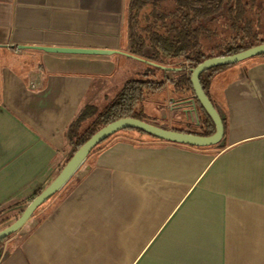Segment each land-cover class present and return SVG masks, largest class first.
I'll use <instances>...</instances> for the list:
<instances>
[{"label": "crops", "instance_id": "crops-1", "mask_svg": "<svg viewBox=\"0 0 264 264\" xmlns=\"http://www.w3.org/2000/svg\"><path fill=\"white\" fill-rule=\"evenodd\" d=\"M136 7L0 0V231L58 176L79 112L100 108L147 70L122 55L19 47L134 49L141 57L130 45ZM206 94L224 115L223 147H137L120 138L0 243V264H264V56L211 74ZM175 100L179 126L164 128L195 126Z\"/></svg>", "mask_w": 264, "mask_h": 264}, {"label": "trees", "instance_id": "trees-1", "mask_svg": "<svg viewBox=\"0 0 264 264\" xmlns=\"http://www.w3.org/2000/svg\"><path fill=\"white\" fill-rule=\"evenodd\" d=\"M156 1L159 2L161 0ZM138 2L140 1H135V4L137 5ZM179 3L182 4L183 10L177 15V23L175 25L169 24L172 16L164 9V13H161L156 18L151 14V17L157 22L144 26L139 25L137 28L138 37L142 45L149 48L153 61L160 66H169L164 61L173 59L175 61L179 60L183 64L181 65L182 67L180 66L182 70L186 67L192 70L207 59L232 56L264 44V40L259 39L255 32L248 29L249 25L252 24L249 21L244 22L246 29L243 28L235 37H232L228 41H222L215 48H211L209 53H206L205 42L209 35L208 31H210L208 28L212 25V21L216 19L214 15L218 14V18L227 21L224 13L232 12L234 17L233 22L236 23V21H242V16L244 13L246 14V10L250 11L252 8L255 9L257 7H253L254 4H252V8L247 9L248 5L245 0H180ZM232 3L234 5L230 7ZM138 5L132 14V20L134 21L137 20L140 13V6ZM224 9L227 10L221 14ZM210 18H212L210 21L207 20ZM204 21H206V27L203 26ZM229 67L231 66L215 68L202 74L200 83L205 94L208 79L211 77V74ZM156 73L160 74L162 80H156ZM167 74L169 73L149 67L142 75L144 80H131L126 82L120 89L118 95L112 100H108L102 110L96 106H86L82 109L67 129L66 140L70 153L59 173L73 155L93 135L109 124L122 119H135L145 122L146 117L142 107L145 95L159 93L169 85L171 89L177 91L175 103L179 104L185 100L194 99L193 89L190 84V73L186 75H184L183 71L170 73L173 78H168ZM194 103L197 113L195 126L183 129L161 128L200 137L212 136L215 132L213 123L202 110L199 103L196 100ZM120 138L137 147L146 146L148 142L152 141L163 142L141 131L127 129L114 134L97 145L91 151L88 158L113 146ZM40 193L38 192L36 195L38 196Z\"/></svg>", "mask_w": 264, "mask_h": 264}, {"label": "water", "instance_id": "water-1", "mask_svg": "<svg viewBox=\"0 0 264 264\" xmlns=\"http://www.w3.org/2000/svg\"><path fill=\"white\" fill-rule=\"evenodd\" d=\"M140 1L144 4H151L156 0H134ZM259 6V4H257ZM135 42H138L136 33H133ZM138 44V43H137ZM133 46V43H130ZM23 50H36L42 51L50 54H65V55H91V56H113L122 55L127 58L139 61L147 66L158 69L165 73L181 72L182 69L179 68H169L156 64L153 58H147L146 50L141 52V57L136 56V51L131 49L129 53L123 54L116 51H106V50H82V49H62V48H39V47H19ZM264 56V44L250 48L238 54L207 59L198 65L196 68L190 70V84L193 89L194 99L199 103L202 110L209 117L214 125L215 132L210 137H200L187 133L174 132L171 130H165L161 127L151 125L146 122H142L135 119H122L109 124L95 135H93L70 159V161L65 165L58 176L53 180V182L41 192L23 211L18 220H16L12 225L0 231V243L7 237L15 234L21 229L24 223L32 216L35 210L59 192L67 182L74 176L82 164L86 161L91 151L100 143L104 142L109 137L114 134L124 131L127 129L141 131L157 140L167 142L175 145L188 146L193 148H207V147H223L224 145V115L218 110L209 98L206 96L202 89L200 83V77L202 74L221 67H228L232 65H237L244 61ZM185 100L179 103L180 106L189 105L190 109H184V115L194 114L197 119V113L195 108V100Z\"/></svg>", "mask_w": 264, "mask_h": 264}, {"label": "rangeland", "instance_id": "rangeland-1", "mask_svg": "<svg viewBox=\"0 0 264 264\" xmlns=\"http://www.w3.org/2000/svg\"><path fill=\"white\" fill-rule=\"evenodd\" d=\"M245 1L246 4L248 5L247 9L252 8V4H254L253 7L256 6L257 8L255 9L252 8L250 11L246 10L247 12L246 14L245 13L243 14L241 22L238 21H236V23L233 22L234 17L232 12L224 13L225 18H227V21H225L224 19L217 18L218 21L214 22L213 25H211L208 28L211 32L208 31L209 35L205 42L206 53H209L211 48H215L222 41L223 42L228 41L232 37H235L237 34L241 32L243 28L246 29V26H244V22L251 21L250 23L252 24L249 25L248 29L252 32H255L259 39L264 40V1L263 0H251L252 2L250 0H245ZM257 4H259V6ZM163 6L167 7V4L165 3ZM143 25L144 23L142 21V26ZM235 28L238 30H235ZM233 66L235 65H232L231 67ZM149 67L150 66H145L144 68H149ZM156 75H157L156 80L158 81L162 80L160 78V74L156 73ZM131 76L129 77V79H134L139 81L144 80L141 76L139 77L138 75L135 76L134 78H131ZM176 92H177L176 90L174 91L169 87V85H167L166 88L159 93L145 95V100L142 104L144 115L146 117L145 122L157 127H169L171 125L178 127L179 124L174 123L172 121V118L176 115L175 114L176 111H173L172 108L169 106L170 99L176 98L175 97V95L177 94ZM112 99L113 96L110 95L109 100ZM105 105L106 104L101 106L100 109L102 110L105 107Z\"/></svg>", "mask_w": 264, "mask_h": 264}, {"label": "flooded vegetation", "instance_id": "flooded-vegetation-1", "mask_svg": "<svg viewBox=\"0 0 264 264\" xmlns=\"http://www.w3.org/2000/svg\"><path fill=\"white\" fill-rule=\"evenodd\" d=\"M154 2L152 4H147V5H143L141 2H138L137 5L140 4V5H138V6H140V13H139V16H138L137 20H135V21L132 20L133 21L132 22L133 23L132 24V29H133L132 31H133V33L134 32L136 33V37H137V40H138V42H135V38L133 36L132 43L134 45H137L136 47L139 48L140 52H142L145 49L146 50V52H145L146 55H151V52L149 51V48L147 46H145V45L143 46L142 45L141 40L138 37V29H137L139 25L142 26V21H143L144 25H149V24H151L153 22H157L153 17H151V14H153V16L156 18L161 13H164V9H165L172 16V19L169 21V24L170 25H173V24L175 25L177 23V19H176L177 15L179 14V12H181L183 10L182 4L179 3L180 0H161L159 2H157V1L155 3ZM165 3L167 4V7L163 6ZM233 5H234V3H232L230 5V7H233ZM225 10H227V9H224L221 14H223V12H225ZM212 18L207 19V20L210 21ZM214 18H216V19L212 21V25H213L214 22L218 21V19H217L218 18V14L214 15ZM206 21L203 22V26L204 27H206V24H205ZM135 27H137V28H135ZM178 106H179L178 108L182 112H183L184 109H187V110L189 109V105L180 106L178 104Z\"/></svg>", "mask_w": 264, "mask_h": 264}, {"label": "built area", "instance_id": "built-area-1", "mask_svg": "<svg viewBox=\"0 0 264 264\" xmlns=\"http://www.w3.org/2000/svg\"><path fill=\"white\" fill-rule=\"evenodd\" d=\"M186 72H187V73H190V70H189L187 67H186Z\"/></svg>", "mask_w": 264, "mask_h": 264}]
</instances>
